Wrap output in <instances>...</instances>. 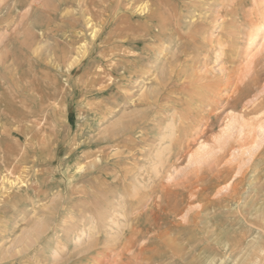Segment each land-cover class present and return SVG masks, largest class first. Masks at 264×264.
Returning a JSON list of instances; mask_svg holds the SVG:
<instances>
[{
    "label": "rangeland",
    "instance_id": "374dc122",
    "mask_svg": "<svg viewBox=\"0 0 264 264\" xmlns=\"http://www.w3.org/2000/svg\"><path fill=\"white\" fill-rule=\"evenodd\" d=\"M0 20V264H264V0Z\"/></svg>",
    "mask_w": 264,
    "mask_h": 264
},
{
    "label": "bare ground",
    "instance_id": "6f19581e",
    "mask_svg": "<svg viewBox=\"0 0 264 264\" xmlns=\"http://www.w3.org/2000/svg\"><path fill=\"white\" fill-rule=\"evenodd\" d=\"M120 5H121V4H120ZM120 7H121V6H120ZM175 16H176V15H175ZM175 16H174V17H175ZM155 17L157 18V17H159V16H154V18H155ZM171 18H172V17H171ZM0 21H1V20H0ZM171 40H172V39H171ZM79 56H80V55H79ZM65 57H66V56H65ZM74 58H75V57H74ZM64 60H65V58L63 59V61H64ZM75 62H77V60H76ZM185 63H186V62H185ZM186 68H187V67H186ZM182 69H184V68H182ZM179 73H180V72H179ZM168 74H169V73H168ZM180 74H181V73H180ZM174 75H175V74H173L172 76H174ZM165 77H167V76L165 75ZM180 77H181V75H180ZM173 80H174V79H173ZM177 80H178V79H177ZM183 80H184V79H183ZM165 82H166V81H165ZM160 83H161V82H160ZM160 83H159V84H160ZM166 84H167V82H166ZM160 85H161V84H160ZM159 87H160V86H159ZM161 88H162V87H161ZM163 89L165 90V88H163ZM164 90H163V91H164ZM159 91H160V90H159ZM163 91H162V92H163ZM154 92H157V93H158V91H154ZM160 92H161V91H160ZM57 93H58V92H57ZM154 94H155V93H154ZM156 95H157V94H156ZM167 95H168V94H167ZM154 96H155V95H154ZM158 96H159V95H158ZM164 96H165V95H164ZM60 97H61V96H60ZM51 98H52V97H51ZM54 99H55V98H54ZM158 99H159V98H158ZM3 100H4V99H3ZM52 100H53V99H52ZM170 100H171V99H170ZM170 100H169V101H170ZM163 112H164V111H163ZM132 124H133V123H132ZM130 125H131V124H130ZM126 129H127V128H126ZM129 129H132V127H130ZM121 132H122V131H119L118 133L121 134ZM119 134H118V135H119ZM115 135H116V134H115ZM116 137H117V135H116ZM138 139H139V138H138ZM122 145H123V144H122ZM122 145H121V146H122ZM109 146H110V145H109ZM151 146H152V144H151ZM150 149H151V148H150ZM116 169H117V168H116ZM109 171H110V170H109ZM114 184H115V183H114ZM135 184H136V183H135ZM119 185H120V184H119ZM121 186H122V185H121ZM141 186H142V185H141ZM131 187H132V186H131ZM134 187H136V186L134 185ZM134 189H136V188H134ZM137 189H138V188H137ZM135 191H136V190H135ZM77 192H78V191H77ZM137 192H138V190H137ZM191 195H192V194H191ZM78 198H79V197H78ZM63 209H64V208H63ZM114 215H115V214H114ZM110 220H111V219H110ZM154 221H155V220H154ZM65 222H66V221H65ZM110 222H111V221H110ZM149 222H150V221H149ZM73 223H74V222H73ZM146 223H148V222H146ZM91 224H92V223H91ZM149 224H150V223H149ZM43 225H44V224H43ZM71 225H72V224H71ZM54 226H55V224H54ZM94 226H95V225H94ZM149 226H150V225H149ZM159 226H160V225H159ZM72 227H73V226H72ZM75 227H76V226H74V228H75ZM157 227H158V226H157ZM70 228H71V227H70ZM89 228H90V227H89ZM91 228H92V226H91ZM154 228H155V227H154ZM91 230H93V229H91ZM91 230H90V231H91ZM93 231H94V230H93ZM52 232H53V231H52ZM61 232H62V231H61ZM86 233H87V232H86ZM155 233H158V232L155 231ZM161 237H162V236H161ZM78 238H79V237H78ZM162 239H163V238H162ZM163 242H164V241H163ZM165 242H166V241H165ZM92 243H93V242H92ZM131 243H132V242H131ZM166 244H167V243H166ZM57 246H59V245H57ZM169 246H170V245H169ZM171 247H172V246H171ZM34 248H35V247H34ZM86 250H87V249H86ZM88 250H89V249H88ZM56 251H57V250H56ZM21 254H22L21 251H18L17 255H18V256H21ZM51 259H52V258H51ZM46 262H47V261H46ZM139 264H140V263H139Z\"/></svg>",
    "mask_w": 264,
    "mask_h": 264
}]
</instances>
